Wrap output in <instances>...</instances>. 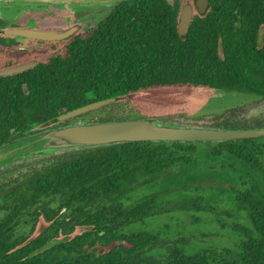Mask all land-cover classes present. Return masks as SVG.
<instances>
[{
  "label": "trees",
  "instance_id": "16d2710c",
  "mask_svg": "<svg viewBox=\"0 0 264 264\" xmlns=\"http://www.w3.org/2000/svg\"><path fill=\"white\" fill-rule=\"evenodd\" d=\"M179 10L177 1L119 0L88 29L34 50L48 56L25 72L0 77V147L86 116L92 123L125 119L130 110L123 99L155 89L239 92L264 101V0H208L184 33L177 29ZM8 52L14 62L30 54ZM9 55L0 48L1 58ZM111 97L120 100L55 121L61 113ZM231 123L216 128H259L264 119ZM186 167L202 170L198 188L205 183L226 190L228 197L218 200L243 214L247 225L236 221L232 227L241 236L235 248L188 250L181 232L170 227L176 218L164 214L180 208L168 207L175 203L169 189L149 190L176 185ZM192 187H172L179 189L176 201L193 193ZM192 196L190 208L201 207L202 198ZM88 201L134 204L125 207L122 219L104 224L107 233L124 238L120 246L74 256L73 249L109 240L68 237L71 210L83 209L73 202ZM0 211V264H264V136L122 142L22 160L0 173ZM88 216L81 213L76 220ZM39 217L46 227L37 226ZM157 218L162 222L153 225ZM225 221L216 224L224 227ZM25 225L27 232L15 235Z\"/></svg>",
  "mask_w": 264,
  "mask_h": 264
},
{
  "label": "rangeland",
  "instance_id": "374dc122",
  "mask_svg": "<svg viewBox=\"0 0 264 264\" xmlns=\"http://www.w3.org/2000/svg\"><path fill=\"white\" fill-rule=\"evenodd\" d=\"M0 1L6 2L9 9L7 13L12 17L19 10L20 5H24L25 11L23 10L21 15L18 14L12 18V22L18 24H29L36 21L41 24L69 25L70 22L67 23L65 17L71 16L77 10L94 12L92 15L97 12L96 17L92 16L93 18L86 24H80L82 28L79 32H81L94 25L112 7L114 2L119 0H107L108 2L106 0H83L80 3H71V0ZM168 1L170 3L177 1L180 7L184 4V0ZM2 9L3 7L0 5V11ZM7 13L1 12L3 15ZM2 63L3 60L0 59V65ZM122 102L126 103V109L130 110L125 115V119H154L160 123L175 126L216 128L217 125L231 126V122L252 120L254 117L264 119V101L255 102L239 92L208 91L189 87L155 89L132 94L124 98ZM87 119L92 122L91 117ZM80 121L82 120H78L74 124H78ZM8 164L0 165V170L4 168L2 166ZM203 177L201 169L186 167L184 172L174 180L175 184L179 186L185 183L193 185L192 191L194 192L185 194V198L180 202L176 201L179 199L180 194H177L179 189L172 188L176 185H172V187L156 185L149 192H164L169 189V196L175 203L168 204V207L180 208V210L166 212L164 216H175L176 220L169 222L170 227L181 232L182 237L185 238L183 239L188 241V250L204 249L209 246L233 249L241 239V236L233 231L232 227H235L233 223L235 224L237 221L247 225V221L234 205L224 204L218 200L220 197L222 199L228 197L226 190L219 187L210 188L205 183L198 188V182L201 183ZM181 191L186 192V189ZM193 194L202 198V206L196 209L190 208L192 203L189 200ZM217 219L227 220L224 222V227L216 224ZM160 221L162 222L160 218H157L153 225L161 223ZM179 237L181 238V236Z\"/></svg>",
  "mask_w": 264,
  "mask_h": 264
},
{
  "label": "water",
  "instance_id": "95a60500",
  "mask_svg": "<svg viewBox=\"0 0 264 264\" xmlns=\"http://www.w3.org/2000/svg\"><path fill=\"white\" fill-rule=\"evenodd\" d=\"M80 3L83 0H71ZM208 4L206 0H189L179 10L177 29L184 33L195 14H202ZM82 25L76 24L69 28H14L8 33L41 41H63L77 34ZM39 61L24 62L22 64L0 69V77L11 76L25 72ZM26 93V86H22ZM120 100L117 97L92 101L84 106L59 114L55 121L62 123L93 111L102 106ZM264 136V126L253 129H224L212 127L175 126L160 123L154 119H122L117 121L89 122L88 119L78 124L53 127L41 131L0 147V165L19 160H25L61 151L76 150L105 146L122 142L164 141V142H205L226 141L241 138Z\"/></svg>",
  "mask_w": 264,
  "mask_h": 264
},
{
  "label": "flooded vegetation",
  "instance_id": "af4514ba",
  "mask_svg": "<svg viewBox=\"0 0 264 264\" xmlns=\"http://www.w3.org/2000/svg\"><path fill=\"white\" fill-rule=\"evenodd\" d=\"M189 0H184V3ZM106 2H108L106 0ZM208 4V0H206ZM0 5L3 7V9L0 11V48L5 50V54L7 53L9 55V48H17L20 50H24L26 52H29L30 54L25 55L21 57V59H18L17 62H14L15 60L11 59V56H6L7 58L3 57L0 59L3 60V63L0 65V69L16 66L19 64H22L24 62H31V61H39L46 58L48 54H36L33 51L41 49L43 47V44H58L59 41H41V40H35L30 39L27 37L19 36V35H11L8 32L11 29L14 28H43V29H52V28H69L76 24H86L88 21H90L92 16L96 17L97 12L92 15L90 11H84V10H77L75 11L71 16H66L65 21L69 23V25H55V24H41L34 21L33 23L29 24H18L13 23L12 18L16 15H21L24 8L20 5L19 10L16 11L15 15L12 17L11 14H8L9 11L8 6L6 5L5 1H0ZM18 6V5H17ZM208 7V6H207ZM101 10V9H100ZM6 12L7 14H1V12ZM25 11V10H24ZM25 13V12H24ZM11 44V45H9ZM15 44V45H14ZM11 60V63H10ZM17 60V59H16ZM76 118V117H75ZM88 116L80 118L79 120L87 119ZM78 121V120H77ZM71 125V124H70ZM30 158V159H37ZM25 159V160H30ZM22 160L12 162L4 167L2 170H0V173L4 172L5 170L9 169L13 165H18ZM134 203H122V202H111V201H88V202H73V205H81L83 206L82 210H71V215L73 216V223L71 224L69 230H68V237L72 239L73 241H76V238L79 237H85V238H101V237H107L109 238L107 243L103 244H97L95 246L92 245H85L82 247V249H73L71 253L76 256L77 254H86L90 252L95 253H102L107 252L112 249H114L116 246H120L124 242V238H121L116 233H107L106 227H104L105 223H108L109 221H112V219H122L123 214H125V207H129ZM62 213L65 212V209L63 208L61 210ZM86 213L89 216L85 218H81L79 221L76 220V217L81 214ZM2 212L0 211V217ZM84 216V215H83ZM5 227L7 229V232L10 233L11 227H10V218L5 219ZM47 222L42 218L39 217L37 220V226L39 228L46 227ZM19 231L15 232V235H19V233L27 232L28 226L25 225L22 228L17 229ZM10 235V234H9ZM59 239H55L54 241H58ZM112 241V242H110Z\"/></svg>",
  "mask_w": 264,
  "mask_h": 264
}]
</instances>
